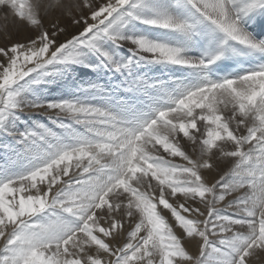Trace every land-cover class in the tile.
I'll list each match as a JSON object with an SVG mask.
<instances>
[{"label": "rangeland", "instance_id": "1", "mask_svg": "<svg viewBox=\"0 0 264 264\" xmlns=\"http://www.w3.org/2000/svg\"><path fill=\"white\" fill-rule=\"evenodd\" d=\"M167 1L0 0V89L16 103L0 126V264H264V79L192 97L139 135L172 108L126 138L107 116L128 82L175 68Z\"/></svg>", "mask_w": 264, "mask_h": 264}, {"label": "bare ground", "instance_id": "2", "mask_svg": "<svg viewBox=\"0 0 264 264\" xmlns=\"http://www.w3.org/2000/svg\"><path fill=\"white\" fill-rule=\"evenodd\" d=\"M181 1H183V0H181ZM210 2V5H212L211 7H213V9L215 10V12L216 13H220L219 14V16H220V19H223V15H222V13L223 12H225L227 15H229V17L231 16L232 17V15H233V13H231V11L227 8V9H225V8H223L221 5H220V3H219V1L218 0H207V2ZM252 1V0H251ZM250 0H236V5L238 6L239 4H240V6H238L237 7V10L239 11V14H241L242 13V15L244 16H247V15H249L248 13H250L249 11L250 10H252L251 8H250V6H249V3L251 2ZM208 2V3H209ZM132 3V1L131 2H129V1H125V3L123 2V3H120V4H118L117 5V7L120 5V10H122V8H127V7H129L130 6V4ZM193 3V2H192ZM194 4V3H193ZM254 4H255V2H254ZM196 7H197V5L196 4H194ZM165 6L166 7H168V4H165ZM181 6L183 7V3H181ZM252 7V6H251ZM197 8H199V7H197ZM250 9V10H249ZM199 10V9H198ZM255 12H256V10H254ZM258 11V10H257ZM251 12H253V11H251ZM110 16H111V14L109 15V17L108 18H110ZM244 16V17H245ZM185 17L186 18H188V19H191L192 18V16H188L187 17V15L185 14ZM232 20H230L229 21V23H228V28L230 29L229 31L228 30H226L228 33H230L232 36H233V34L231 33V32H235V33H238V24H237V22L235 21V17L233 16V18H231ZM109 19H107V20H105L102 24L100 23V25H98V26H96V27H94L93 29L94 30H97L101 25H103V24H105L107 21H108ZM175 25V26H174ZM172 26H174V30L173 29H170L169 31L170 32H172V33H169V31H167V33L166 32H164V34L166 33V35H167V41L169 42V43H172V46L171 47H169V48H171L170 50H172V51H176V50H179L178 48H180V50L181 51H186V34H185V31H184V29H183V27L179 24V23H175V24H173ZM171 26V27H172ZM170 28V27H169ZM173 32H175V33H173ZM182 33V34H181ZM86 34H88V31L85 33V34H82V35H80L79 36V38H78V40L79 41H82L83 40V38H84V36L86 35ZM164 34H162L163 36H166V35H164ZM234 37V36H233ZM234 38H237V37H234ZM242 38H246V35L245 34H242V36H240L239 37V39H242ZM94 39H95V37H94ZM93 38H91V40L90 41H92V40H94ZM67 42V41H66ZM66 42H64L62 45H64ZM76 41H73V40H71V41H69L66 45H65V49H67V50H71V51H80V49H82L83 47H81V46H79L78 44H76L75 43ZM174 49V50H173ZM77 54H79V52H77ZM73 56H75L76 54H72ZM45 59H46V57L42 60V62H41V64L40 65H35L34 67H36V66H38L37 67V69L35 70V71H33L34 69H30V73H28V76H30L32 73H35V72H37V71H39L42 67H43V62L45 61ZM28 69V70H29ZM27 70V71H28ZM165 73H167V72H165ZM25 75V74H24ZM23 75V76H24ZM22 76V77H23ZM27 76V77H28ZM161 76H163V75H154V76H152L151 77V79L150 80H141V83H139L138 84V86L137 85H131V83L130 82H128L127 83V86H124L123 87V90H125V91H127L131 86V89L130 90H132L133 88H139L140 89V91L142 92L141 94L144 96V97H146L147 96V94H149L150 92H153V87H154V85H158L159 84V82H160V77ZM21 77V76H20ZM21 77V78H22ZM26 77V78H27ZM24 79V78H23ZM136 80H138V79H136ZM14 82H13V85L14 84H16L17 82L19 83V82H21V81H23V80H13ZM264 81V80H263ZM9 85H12V84H9ZM8 85V86H9ZM11 86H9L8 87V89L10 88ZM6 88L7 87H4L3 89H0V95H1V97H0V126L2 127L3 126V128H4V126H6V125H3V123H4V120H5V118L3 119V117H4V111L3 110H6V108H11L12 106H13V108L15 107V105H16V103H15V105H12V99L10 100V101H8L7 99L8 98H4L5 96H8L9 94H11V93H7V90H6ZM187 94V93H186ZM13 95V94H12ZM14 96V95H13ZM178 99V98H177ZM177 99H176V102H177ZM179 101V100H178ZM175 102V103H176ZM124 104H122V103H118L116 106H117V109L118 110H116V112H117V114L119 115V118H121L122 120H123V122L124 123H126V125L128 126V127H130V128H132L129 124H128V122H130V120H131V118H129V117H127V116H125L124 114H123V108H125V110L126 111H129L130 110V108H128V105L126 106H123ZM22 107H23V105H21ZM25 106V105H24ZM20 105H19V109H18V111H19V113H26V112H23V111H20ZM163 110V109H162ZM165 110V109H164ZM95 112V111H94ZM162 112V111H161ZM34 113V110H31V111H28L27 112V114H33ZM158 113V111L156 112V114ZM99 113H97L96 114V112H95V116L96 117H102V113H100L99 115H98ZM6 115H7V113H6ZM91 115H92V113H91ZM132 115V114H131ZM90 116V115H89ZM6 117V116H5ZM153 117V116H152ZM155 117V116H154ZM153 119V118H152ZM150 120V119H149ZM162 120V119H161ZM145 121V120H144ZM143 123H146V121L145 122H143ZM149 123V122H148ZM153 127H154V125H153ZM14 137H21L22 136V133H20L19 131H15L13 134H12ZM21 144H23L21 141H19ZM8 146H9V144H7ZM8 146L6 147V148H8ZM80 152L82 151V150H79ZM10 153V156H12V157H18L20 154H21V151L19 150V149H15L14 150V153L11 151V152H9ZM84 159V158H83ZM82 159V161L84 162V160ZM55 161V160H54ZM50 162H52V161H50ZM73 162V161H72ZM81 162V161H80ZM80 162H78V163H80ZM73 164V163H72ZM71 163H70V165H72ZM70 165H69V167H70ZM75 166V165H74ZM80 166V165H79ZM26 167H28V165L27 166H25V168ZM24 171H27V172H29L30 170H29V167H28V169L26 168V170H24ZM7 196V197H10L11 196V194H10V192L8 191V190H5L4 191V196ZM7 199V198H6ZM1 205V204H0ZM257 255H254L253 256V260H256L257 259V257H256Z\"/></svg>", "mask_w": 264, "mask_h": 264}]
</instances>
